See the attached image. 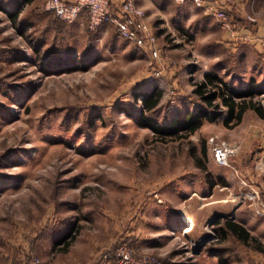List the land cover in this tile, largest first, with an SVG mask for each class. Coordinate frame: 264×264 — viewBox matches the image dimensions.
Segmentation results:
<instances>
[{
	"label": "rangeland",
	"instance_id": "374dc122",
	"mask_svg": "<svg viewBox=\"0 0 264 264\" xmlns=\"http://www.w3.org/2000/svg\"><path fill=\"white\" fill-rule=\"evenodd\" d=\"M44 1L0 0L19 11L14 25L0 10V264H44L61 250L60 264H115L120 246L139 264H261L257 243L222 237L215 222H240L264 244V216L242 199L256 189L264 201V173L254 169L264 144L244 152L251 172L238 168L242 148L219 166L207 144L217 135L241 145L254 115L235 129L204 122L183 138L153 135L135 117L146 93L160 95L148 113L157 122L183 115L198 102L193 85L216 64L236 84L263 83L264 45L255 43L264 44L256 33L264 0L228 11L243 41L188 4L137 0L157 35V60L111 25L59 20ZM256 99L264 108V94ZM218 177L227 183L212 185Z\"/></svg>",
	"mask_w": 264,
	"mask_h": 264
},
{
	"label": "built area",
	"instance_id": "2783aa9c",
	"mask_svg": "<svg viewBox=\"0 0 264 264\" xmlns=\"http://www.w3.org/2000/svg\"><path fill=\"white\" fill-rule=\"evenodd\" d=\"M170 1L175 4H188L212 17L232 41L249 39L228 15L232 6H238V0ZM44 9L66 23L84 18L89 30H95L104 24L111 25L120 38L145 51L150 59L157 60L160 56L157 35L146 19L145 10L137 0H45ZM247 20L253 21L254 18L247 15ZM263 94L264 92L260 96ZM207 144L213 161L219 166H230L231 159L237 156L241 148L238 143L229 142L217 135L209 136ZM254 169L264 173L263 158L254 164ZM242 183L247 184L243 180ZM246 197L254 204L255 212L264 216V203L260 200L258 191L251 189L242 196V199ZM117 254L118 260L115 264H139L131 259L125 246H120ZM145 262L149 263L150 260L143 259V263ZM28 264L42 263L39 258L32 257Z\"/></svg>",
	"mask_w": 264,
	"mask_h": 264
},
{
	"label": "trees",
	"instance_id": "16d2710c",
	"mask_svg": "<svg viewBox=\"0 0 264 264\" xmlns=\"http://www.w3.org/2000/svg\"><path fill=\"white\" fill-rule=\"evenodd\" d=\"M0 10L15 25L19 11L14 10V8L8 10L3 7ZM222 65L216 64L212 70L203 73L202 80L196 82L191 90L198 99L197 104L186 110L183 115L171 119L168 123H159L148 114L159 105L160 95L155 93L142 95L140 110L135 117L139 125L147 127L153 135L162 138H183L199 130L204 122H214L218 119L221 120L223 127L234 128L241 123L247 112H251L258 119L264 120V108L256 99L264 92V81L259 84L251 77L246 83L237 80L238 83L236 84L234 76L227 80L219 74L220 70L225 69ZM202 153L206 156L205 146L202 147ZM201 167L204 168L202 164ZM216 183L225 185L227 182L224 178L218 177L215 182H211L212 185ZM215 224L218 225L216 230L220 236L225 237L230 234L242 243H257L256 248L264 251V244L258 243L257 238L251 235L241 224L230 220L221 223L219 219L216 220ZM69 234H66V237ZM63 245L66 246L67 244Z\"/></svg>",
	"mask_w": 264,
	"mask_h": 264
},
{
	"label": "crops",
	"instance_id": "0c3cea01",
	"mask_svg": "<svg viewBox=\"0 0 264 264\" xmlns=\"http://www.w3.org/2000/svg\"><path fill=\"white\" fill-rule=\"evenodd\" d=\"M261 30L264 31V22L260 23V25L258 24L256 33L260 34ZM258 40L261 42V39H258ZM255 44H256L255 47H257V48L258 47L260 48V47H262V45H264V44H260L258 42ZM251 116L253 117V114L251 112H247L244 115L241 123L239 125H237L236 127H238V126L242 127L243 125H245L247 122V118L251 117ZM247 124H248L249 128L246 131V135L241 137L239 140H237L241 144V148H242L241 152H240L242 154H241V157L238 156L239 159H238L237 164H238L239 169L245 167V169L247 171L251 172V169L248 168L249 167L248 165L250 164L248 162L250 159H249V157L246 158V156L244 155V152L246 150H249L255 142L259 145V146H257L256 150L260 149L262 147V145L264 144V120L258 119L257 117L254 116L252 122H250V123L247 122ZM236 127L228 128V129H235ZM254 147H256V146H254ZM254 147H253V149H254ZM260 152H262V151H260ZM242 157H245V158L243 160H241ZM263 203H264V201H263ZM237 223L241 224L240 222H237ZM70 238H71V233L66 237V244H67L66 245V251L71 246V242L69 241ZM57 246H59V245H57ZM62 251L63 250L56 253L54 258H51L48 262H46L44 264H60V262L58 261V259H59L58 256L60 253H62ZM258 254L260 255L261 264H264V251L259 250ZM62 264H64V263H62ZM66 264H68V263L66 262Z\"/></svg>",
	"mask_w": 264,
	"mask_h": 264
},
{
	"label": "bare ground",
	"instance_id": "6f19581e",
	"mask_svg": "<svg viewBox=\"0 0 264 264\" xmlns=\"http://www.w3.org/2000/svg\"><path fill=\"white\" fill-rule=\"evenodd\" d=\"M189 223H188V225H187V227H186V229H185V233H189V232H191L192 230H193V225H192V223H191V220H187Z\"/></svg>",
	"mask_w": 264,
	"mask_h": 264
},
{
	"label": "water",
	"instance_id": "95a60500",
	"mask_svg": "<svg viewBox=\"0 0 264 264\" xmlns=\"http://www.w3.org/2000/svg\"><path fill=\"white\" fill-rule=\"evenodd\" d=\"M208 238L205 239V241L207 240Z\"/></svg>",
	"mask_w": 264,
	"mask_h": 264
}]
</instances>
